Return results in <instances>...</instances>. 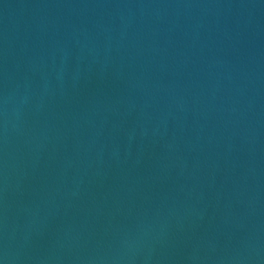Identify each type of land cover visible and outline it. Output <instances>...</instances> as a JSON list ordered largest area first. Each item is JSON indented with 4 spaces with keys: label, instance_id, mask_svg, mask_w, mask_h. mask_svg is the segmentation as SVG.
<instances>
[{
    "label": "water",
    "instance_id": "95a60500",
    "mask_svg": "<svg viewBox=\"0 0 264 264\" xmlns=\"http://www.w3.org/2000/svg\"><path fill=\"white\" fill-rule=\"evenodd\" d=\"M0 264H264V0H0Z\"/></svg>",
    "mask_w": 264,
    "mask_h": 264
}]
</instances>
